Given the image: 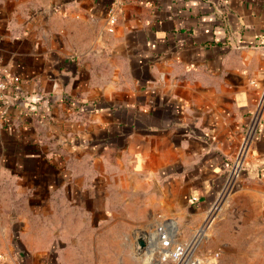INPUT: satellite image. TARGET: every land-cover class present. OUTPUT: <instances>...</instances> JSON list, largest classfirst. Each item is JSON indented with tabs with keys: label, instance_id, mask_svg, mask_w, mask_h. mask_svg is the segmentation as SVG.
Returning a JSON list of instances; mask_svg holds the SVG:
<instances>
[{
	"label": "crops",
	"instance_id": "crops-1",
	"mask_svg": "<svg viewBox=\"0 0 264 264\" xmlns=\"http://www.w3.org/2000/svg\"><path fill=\"white\" fill-rule=\"evenodd\" d=\"M0 68V264H264V0H0Z\"/></svg>",
	"mask_w": 264,
	"mask_h": 264
},
{
	"label": "built area",
	"instance_id": "built-area-1",
	"mask_svg": "<svg viewBox=\"0 0 264 264\" xmlns=\"http://www.w3.org/2000/svg\"><path fill=\"white\" fill-rule=\"evenodd\" d=\"M109 22H110L109 31L112 32L114 31V27L117 22V15H116V11L114 10V8H112L110 11ZM15 80L16 79H12V81H9L6 78L4 70L0 68V100H2L5 97V92L8 86L10 85V82H14ZM258 108L260 111L262 112L264 111V91L260 97ZM244 150H245V146L242 150V153ZM242 153L237 158L231 170V173H230L231 180L236 179L242 170V167H243V161H242L243 154ZM217 211H218V206L209 211V219H208L209 224L213 223L216 220L218 216ZM162 238H163V246L168 248L163 252V259L164 260L172 259L174 262L179 263L187 255L189 251V243L178 244L173 249H169V247L171 246L172 240L169 237H167L165 234L162 235Z\"/></svg>",
	"mask_w": 264,
	"mask_h": 264
},
{
	"label": "rangeland",
	"instance_id": "rangeland-1",
	"mask_svg": "<svg viewBox=\"0 0 264 264\" xmlns=\"http://www.w3.org/2000/svg\"><path fill=\"white\" fill-rule=\"evenodd\" d=\"M219 219L220 218L218 215L216 220L212 224H215L216 222H218ZM204 231L205 232L202 233V235L200 234V232L199 233L196 232L195 241L193 240V242L191 243L192 246L190 247L191 251L189 250L190 251L189 259L190 258H191V260H194V258L201 259L202 264H205L203 261L205 260L204 258L206 256L214 254L215 253L214 251H221V255H220V258H218L219 260H218L217 264H237L236 257H234L233 254L225 253L223 250H220L219 245H218L219 244L218 241L212 240L211 238H208V236H206L207 235L206 231H210V230L207 228ZM193 234H195V232H193ZM181 239H183V238H181ZM158 244H159V242H158L157 238L154 236L153 243L150 244V246H151L150 253L153 256H155V251H156ZM210 250H212V251H210ZM142 255H143V253L140 254L139 256H142ZM239 263H240V261H239Z\"/></svg>",
	"mask_w": 264,
	"mask_h": 264
},
{
	"label": "water",
	"instance_id": "water-1",
	"mask_svg": "<svg viewBox=\"0 0 264 264\" xmlns=\"http://www.w3.org/2000/svg\"><path fill=\"white\" fill-rule=\"evenodd\" d=\"M149 239H150L149 235L139 234L137 236V238H136V253L138 255H140V254L144 253L145 251H147L148 246L150 245Z\"/></svg>",
	"mask_w": 264,
	"mask_h": 264
},
{
	"label": "bare ground",
	"instance_id": "bare-ground-1",
	"mask_svg": "<svg viewBox=\"0 0 264 264\" xmlns=\"http://www.w3.org/2000/svg\"><path fill=\"white\" fill-rule=\"evenodd\" d=\"M188 253H189V251H188ZM187 253V254H188ZM186 260V258L184 259V261ZM197 260V259H196ZM188 262V261H187ZM198 263V261H196V262H194V263H190V261H189V264H197Z\"/></svg>",
	"mask_w": 264,
	"mask_h": 264
}]
</instances>
